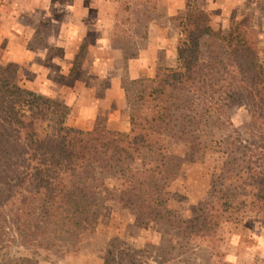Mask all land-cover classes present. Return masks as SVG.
<instances>
[{
	"label": "trees",
	"instance_id": "16d2710c",
	"mask_svg": "<svg viewBox=\"0 0 264 264\" xmlns=\"http://www.w3.org/2000/svg\"><path fill=\"white\" fill-rule=\"evenodd\" d=\"M173 19L178 22L176 66L160 67L150 78H122L128 132L99 124L89 131L66 127L69 106L19 86L17 64L0 65V212L3 204L16 206L14 215L23 216L24 223L33 220L35 233L71 230L79 238L89 226L97 196L90 181L93 171L148 154L155 164L146 179H122L124 201L146 207L151 220L182 228L192 240L215 238L229 202L203 201L198 213L187 218L169 209L168 179L176 174L180 158L168 153L156 136L185 139L191 150L199 151L205 129L227 124L226 111L238 101H245L264 123V69L245 19L236 21L228 35L215 31L210 13L201 9L185 8ZM204 36L226 46V61L202 59ZM255 155L256 163L246 162L244 175L237 176L249 187L245 205L264 225V149ZM33 209L45 212L42 219ZM18 264L36 263L23 256Z\"/></svg>",
	"mask_w": 264,
	"mask_h": 264
},
{
	"label": "rangeland",
	"instance_id": "374dc122",
	"mask_svg": "<svg viewBox=\"0 0 264 264\" xmlns=\"http://www.w3.org/2000/svg\"><path fill=\"white\" fill-rule=\"evenodd\" d=\"M170 2L78 0L74 12L78 15V29L80 33L88 32L83 38L80 61L88 56V44L95 42L93 30L102 25L108 30L111 46L123 50L124 57L137 55L146 47L152 23L155 27L151 28L153 32L159 31L160 36L168 38L166 42L170 44L171 39L172 43V40L175 41L177 21L167 16L172 8ZM201 3V0H195L186 8L200 9L203 7ZM62 5L56 14H68L65 0H62ZM26 6L25 12L21 9L19 13L25 14V23L35 25V18L40 15L38 9L41 8L36 3L31 7L29 5L28 9ZM235 15L237 12L231 13V17ZM238 15L239 20L245 19V25L253 29L251 35L256 38L264 69V0H255V4L241 7ZM220 18L221 21L217 18L218 25L224 24V18ZM66 24L62 21L51 27L40 25L35 43L44 44L54 30L64 28ZM230 25L229 21L228 31H219L232 33L233 25ZM200 49L201 57L206 61H226L228 58L226 46L210 36L201 39ZM6 58L0 59V65L7 62L4 61ZM122 66L118 65L117 69L119 74L125 75V67L122 69ZM87 72L80 62L72 74V78L79 82V92L84 98L90 97L87 90L84 91V84L88 83ZM29 80H32V75L29 76L18 64L16 83L29 89ZM31 90L37 93L35 89ZM225 118L228 123L223 127L205 129L201 138L203 148L199 151L191 150L185 139L171 137L167 133L156 136L165 144L168 153L180 158L176 174L168 179L170 194L167 195L166 205L169 209L187 218L198 213L203 201L222 198L229 202L226 216L214 239L192 240L182 228L171 226L169 222L151 220L146 216V207L124 201L120 188L122 179H146L155 164L150 155L143 154L134 161L111 163L105 170L96 168L93 171L90 181L97 186V196L89 226L79 233V238L71 230L58 233L49 229L45 233H35L33 220L24 223L23 216L13 213L16 206L3 204L0 212V264H18L23 256L31 257L36 264H264V225L260 216L245 205V193L249 187L244 184L243 176H237L239 173L244 175L242 166L246 162L256 163L258 156L253 154L264 149V123L252 115L245 101H238L228 108ZM68 123L65 121L66 127L76 128ZM96 124L99 128L105 127L101 120L96 121L94 126ZM8 208L12 212H8ZM33 210L35 216L42 219L45 212Z\"/></svg>",
	"mask_w": 264,
	"mask_h": 264
},
{
	"label": "crops",
	"instance_id": "0c3cea01",
	"mask_svg": "<svg viewBox=\"0 0 264 264\" xmlns=\"http://www.w3.org/2000/svg\"><path fill=\"white\" fill-rule=\"evenodd\" d=\"M170 1L172 8L169 9L167 16L175 21L173 17L195 0ZM201 1L203 7L200 9L210 13L211 26L218 32H220L219 29L228 31L229 21L234 27L235 22L239 20L238 14L241 7L250 3L255 4V0L251 2L250 0ZM33 3L41 8L38 9L40 15L38 14L37 18L34 17L35 25L29 24L30 22L25 23V14L19 13L21 9L25 12V6L28 9V6L31 7ZM76 5L78 0H65L68 14L58 15L56 13L63 6L62 0H0V59L7 57L4 60L7 61L6 63L13 62L17 66L19 64L29 73V76L32 75V80L27 82L31 89H35L37 93L55 97L69 106L70 111L66 118L68 124L80 130L89 131L96 121L101 120L108 130L128 132L129 112L122 89V78L123 76L128 79L150 78L160 67H175L178 26L175 41L172 40L171 43L170 39L169 44L166 42L168 38L165 35L160 36L159 31L153 32L151 28L155 27H152V23L149 27L146 47L137 55L124 57L123 50L111 46L108 30L102 25L103 28L98 27L93 30L95 42L88 44L86 48L88 56L80 61L83 38L88 32L85 34L79 32L78 15L74 13ZM8 7H10L9 10ZM232 12L235 14L237 12V15L231 17ZM34 15L31 14L32 17ZM220 16L224 18L222 19L224 24L218 25L219 19L221 21ZM62 21L67 23L66 28L62 26L54 30L51 37L44 40V44L35 43L40 25L45 24L44 26L51 27ZM156 28L160 30V27ZM80 62L81 66L88 70L86 73L88 83L84 84V91L87 90L90 94L88 98L80 94L79 82L72 78L73 70ZM120 64H123L122 69L125 67V75L119 74L117 66Z\"/></svg>",
	"mask_w": 264,
	"mask_h": 264
}]
</instances>
